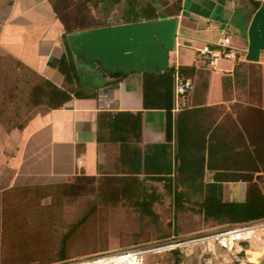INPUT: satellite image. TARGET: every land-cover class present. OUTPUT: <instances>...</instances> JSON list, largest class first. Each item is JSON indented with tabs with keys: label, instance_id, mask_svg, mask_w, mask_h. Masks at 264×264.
I'll list each match as a JSON object with an SVG mask.
<instances>
[{
	"label": "crops",
	"instance_id": "crops-1",
	"mask_svg": "<svg viewBox=\"0 0 264 264\" xmlns=\"http://www.w3.org/2000/svg\"><path fill=\"white\" fill-rule=\"evenodd\" d=\"M177 1L172 3L178 10L166 16L179 19L170 66H194L192 79L196 87L183 100L184 107L176 110L174 101L169 113L158 105L157 98L145 105L146 73L152 72L111 78L98 71L89 72L74 60L69 50L68 35L72 33L126 22L81 28L79 25L87 15L81 13L79 0H0V60L18 61L60 88L73 86L60 69L65 57L77 65V71L71 74L72 81L82 82L83 75L89 74L83 84L79 81L83 91L63 106L50 108L22 127L0 129V225L4 222L1 211L12 194L34 187L50 189L75 176L95 177L113 172L122 175V145L120 141L109 140L110 128L104 121L107 113L141 115V139L133 141V145L141 149L142 155L147 145L168 141L169 119L173 156L177 119L181 117L199 119L203 125L214 121L221 133L225 115L230 114L228 123L231 126L235 123L236 129L241 126L237 107L241 100L227 97L226 87L236 77L237 63L264 62V47L257 61L249 58V30L256 14L264 9V0ZM224 34L232 39L235 57H220L215 70L199 50L207 45L216 47ZM204 152L207 159L208 150ZM213 176V171L206 170L205 181H213ZM239 183L244 185H236ZM240 188H243L241 195ZM246 190L243 181L225 182L223 199L244 201ZM145 264H264V231L235 243L232 250L211 241L201 247L149 254Z\"/></svg>",
	"mask_w": 264,
	"mask_h": 264
},
{
	"label": "rangeland",
	"instance_id": "rangeland-1",
	"mask_svg": "<svg viewBox=\"0 0 264 264\" xmlns=\"http://www.w3.org/2000/svg\"><path fill=\"white\" fill-rule=\"evenodd\" d=\"M80 1L81 13L87 15L79 25L81 28L129 20L130 8L126 0ZM173 1L178 2L163 0L171 3L175 10L177 5ZM72 55L75 60L73 52ZM235 73L236 77L226 87V95L241 100L237 107L239 120L245 122V127L241 125L240 128L245 131L253 125L259 129H256L258 137L254 141L245 143L240 138L235 142L236 145L245 143L242 151L251 160L235 163L236 166L225 163L230 168L226 173L233 177L253 178L264 192V163L257 168L259 172L253 170L256 167L252 164L264 153L261 123L264 62H239ZM88 75H83L82 82ZM76 83L78 89L79 81ZM49 91L45 78L37 72L9 58L0 60V129L22 127L49 110L56 102ZM228 116L230 114L225 115V131L235 135L237 129L231 131ZM228 158L231 161V157ZM243 182L248 188L249 183ZM49 191L51 194L44 197L38 189L8 197L1 211L4 222L0 225V264L65 263L134 247L165 246L159 251L167 252L172 249L168 245L230 226L226 219L207 217L201 206L204 194H193L190 188H186L188 193L180 198L179 205L183 207L178 209L173 191L163 180L145 179L142 185L133 187L130 180L113 172L95 177L77 176ZM238 193L241 195L243 188ZM79 221L81 223L74 228ZM146 259L147 256L144 264Z\"/></svg>",
	"mask_w": 264,
	"mask_h": 264
},
{
	"label": "trees",
	"instance_id": "trees-1",
	"mask_svg": "<svg viewBox=\"0 0 264 264\" xmlns=\"http://www.w3.org/2000/svg\"><path fill=\"white\" fill-rule=\"evenodd\" d=\"M126 2L130 8L129 20L126 23L158 20L178 10V8L174 10L170 6L171 3H164L163 0H126ZM138 7L140 8L138 9ZM68 47L71 51L69 43ZM60 69L66 75L67 81L73 86L60 88L52 81L45 79L46 85L50 89L51 97L56 100L51 108L63 106L72 99L73 95H79L83 91L81 85L76 89L77 84L71 78V74L77 71L75 62H68L65 57L60 62ZM179 69L184 76L193 77L194 66H180ZM146 76L144 88L145 105L146 103L148 105L147 101L157 98L158 105L161 108H165L169 113L172 112L175 101V66H170L169 70L164 73H146ZM78 77L80 78V75ZM79 81L83 84L81 79ZM262 117L261 123L264 126V114ZM104 118L105 125L110 128L109 140L120 141L122 145L120 159L123 166L120 172L122 175L120 176L130 180V184L133 187L142 185L145 179L163 180L168 188L174 191L175 205L178 209L183 207L179 205L180 198L188 193L184 190V187L190 188L193 194H204L201 206L207 217L226 219L230 226L264 219V192L260 185L253 178H244L239 175L233 177L227 174L226 172L230 168L225 164L230 163L236 166L235 163L251 160L249 155L246 156L242 149H244V144L248 140L254 141L258 137L256 129H259V127L249 125L245 131L239 127L237 133L233 135L232 132L225 131V128L220 133L214 121L211 124L203 125L199 119L194 120L189 116L188 120H186L187 116L181 117L177 119V146L173 156L171 145L172 127L169 119L168 141L166 143L147 145L142 155L141 149L133 145V141H140L142 134V121L139 113H107ZM244 123L240 121V125L245 127ZM263 126L262 130H264ZM235 127L236 124L234 123L231 126V131ZM240 138L245 142L241 144L243 145L242 147L235 144ZM205 149L208 150L207 159L204 152ZM228 156L231 157V161ZM262 163H264V153H261V158H256V160L252 161L253 167H256L253 170L259 172L257 168H260ZM206 170L214 172L213 181H205ZM231 171L240 172L237 169H231ZM228 181H245L249 183L244 201H225L223 199V185ZM34 188H41L42 197L51 194V191L44 187ZM32 189L28 190L31 192ZM149 210V212L153 213L151 209ZM80 223L81 221L74 228Z\"/></svg>",
	"mask_w": 264,
	"mask_h": 264
},
{
	"label": "water",
	"instance_id": "water-1",
	"mask_svg": "<svg viewBox=\"0 0 264 264\" xmlns=\"http://www.w3.org/2000/svg\"><path fill=\"white\" fill-rule=\"evenodd\" d=\"M177 17L105 26L68 35L76 60L89 72L121 78L132 72L164 73L176 43ZM249 58L257 61L264 47V9L249 30Z\"/></svg>",
	"mask_w": 264,
	"mask_h": 264
},
{
	"label": "built area",
	"instance_id": "built-area-1",
	"mask_svg": "<svg viewBox=\"0 0 264 264\" xmlns=\"http://www.w3.org/2000/svg\"><path fill=\"white\" fill-rule=\"evenodd\" d=\"M199 53L203 57V59L208 60V64L215 70H217L216 66L220 57H235V53L233 52L232 39L228 34L223 35L220 41L216 44V47L207 45L201 48L199 50ZM195 87L196 85L194 80L191 77L184 76L181 73L178 65H176L174 76V98L176 110H179L186 105L183 100L195 90ZM256 229H259L257 233ZM261 231H264V219L250 223L236 224L210 234H203L201 236L194 237L182 242H177L168 246H173L172 249H169L173 250L182 246L190 247L196 246L201 243L203 245L204 243L216 241L223 248L232 250L235 243L243 240H250ZM161 248H165V246L157 248L134 247L131 249H123L112 253L85 257L83 259L57 264H144L145 256L157 252H162L157 251Z\"/></svg>",
	"mask_w": 264,
	"mask_h": 264
},
{
	"label": "bare ground",
	"instance_id": "bare-ground-1",
	"mask_svg": "<svg viewBox=\"0 0 264 264\" xmlns=\"http://www.w3.org/2000/svg\"><path fill=\"white\" fill-rule=\"evenodd\" d=\"M168 248H173V246H169ZM160 250V249H159ZM159 250H157V251H159Z\"/></svg>",
	"mask_w": 264,
	"mask_h": 264
}]
</instances>
